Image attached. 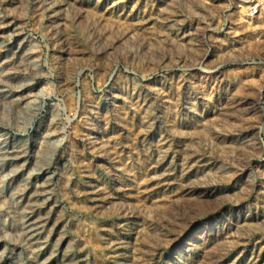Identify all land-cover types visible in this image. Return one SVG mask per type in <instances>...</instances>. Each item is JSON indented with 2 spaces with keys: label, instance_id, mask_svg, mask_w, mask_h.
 I'll return each instance as SVG.
<instances>
[{
  "label": "rangeland",
  "instance_id": "374dc122",
  "mask_svg": "<svg viewBox=\"0 0 264 264\" xmlns=\"http://www.w3.org/2000/svg\"><path fill=\"white\" fill-rule=\"evenodd\" d=\"M0 264H264V0H0Z\"/></svg>",
  "mask_w": 264,
  "mask_h": 264
},
{
  "label": "bare ground",
  "instance_id": "6f19581e",
  "mask_svg": "<svg viewBox=\"0 0 264 264\" xmlns=\"http://www.w3.org/2000/svg\"><path fill=\"white\" fill-rule=\"evenodd\" d=\"M15 157V156H14ZM18 171V170H17ZM41 171L39 174H43L44 172H46V168H42ZM16 173V172H15ZM32 178V177H31ZM25 183V181H24ZM28 185V184H27ZM48 185V184H47ZM23 188V187H22ZM25 189V188H24ZM52 189V188H51ZM191 189V188H190ZM22 190V189H21ZM26 190V189H25ZM28 190V189H27ZM24 191V190H23ZM40 191V190H39ZM41 192V195L42 194H45L47 193L46 192V189H43V191H40ZM31 195V194H30ZM40 194H38V197H39ZM22 196V194H21ZM46 196V194H45ZM27 197V196H26ZM31 197V196H30ZM29 198V197H28ZM36 199V198H34ZM42 199V198H41ZM29 201V200H28ZM27 201V202H28ZM33 201V200H32ZM35 201V200H34ZM33 201V203H34ZM39 201V200H38ZM40 202V201H39ZM46 203V202H45ZM29 205V204H27ZM33 206L30 208V212H28V214H24V232H25V236H26V239L28 241V243L30 245H34L36 247H40V245H45L46 244V240L41 236L42 232L43 231H40V227H42L43 225L41 224L43 219L39 217V214H40V211L42 210L43 207H41V205L39 203L37 204H32ZM45 211V210H44ZM26 213V212H25ZM47 213L43 214V215H46ZM29 215H33L32 217H29ZM42 215V216H43ZM49 217V216H48ZM47 218V216H46ZM26 219V220H25ZM46 224V223H45ZM42 225V226H41ZM47 226V225H46ZM44 228V227H43ZM43 230V229H42ZM53 232V231H52ZM195 236V235H194ZM59 241V240H58ZM58 247V246H57ZM56 247V248H57ZM43 249V248H41ZM55 249V248H54ZM54 249L52 251H54ZM57 251L53 252L52 254H50V258L51 256L53 257L55 254H56ZM68 250L66 251V253L64 254L66 256V258L70 257V255L68 254ZM64 256V257H65ZM48 258V259H50ZM55 258V256H54ZM45 261V260H43ZM70 263V262H69Z\"/></svg>",
  "mask_w": 264,
  "mask_h": 264
}]
</instances>
